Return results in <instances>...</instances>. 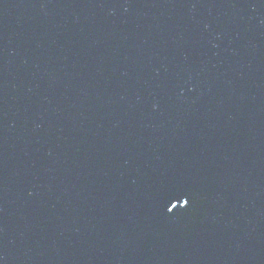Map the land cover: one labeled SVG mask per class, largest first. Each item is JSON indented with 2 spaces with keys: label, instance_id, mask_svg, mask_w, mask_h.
I'll return each instance as SVG.
<instances>
[{
  "label": "water",
  "instance_id": "1",
  "mask_svg": "<svg viewBox=\"0 0 264 264\" xmlns=\"http://www.w3.org/2000/svg\"><path fill=\"white\" fill-rule=\"evenodd\" d=\"M0 264H264V0H0Z\"/></svg>",
  "mask_w": 264,
  "mask_h": 264
},
{
  "label": "snow or ice",
  "instance_id": "2",
  "mask_svg": "<svg viewBox=\"0 0 264 264\" xmlns=\"http://www.w3.org/2000/svg\"><path fill=\"white\" fill-rule=\"evenodd\" d=\"M185 203H187V201H185Z\"/></svg>",
  "mask_w": 264,
  "mask_h": 264
}]
</instances>
